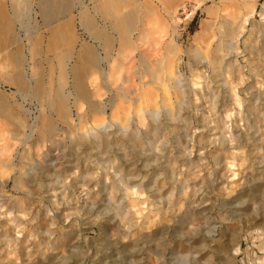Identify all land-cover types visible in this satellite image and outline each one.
<instances>
[{"label":"rangeland","instance_id":"rangeland-1","mask_svg":"<svg viewBox=\"0 0 264 264\" xmlns=\"http://www.w3.org/2000/svg\"><path fill=\"white\" fill-rule=\"evenodd\" d=\"M34 1L0 0V264H264V0H82L111 51L139 38L167 68L103 96L95 69L72 87L78 13L63 60Z\"/></svg>","mask_w":264,"mask_h":264},{"label":"bare ground","instance_id":"bare-ground-1","mask_svg":"<svg viewBox=\"0 0 264 264\" xmlns=\"http://www.w3.org/2000/svg\"><path fill=\"white\" fill-rule=\"evenodd\" d=\"M46 1L47 0H44L42 5L47 6L48 2H46ZM114 3H115V1H114ZM127 4H128V7H130L131 12L128 13V15L126 17H122L121 23H119V24L123 25V23H124L126 25L127 29L130 32H132L135 30L136 25L138 24V22L140 20L139 19V11H138L139 5H136L135 1H128ZM241 4L245 5V4H248V2H247V0H241ZM67 28H68V30H67L68 38L66 40L63 37L55 36V37L50 38V40H48L46 42V47H47L48 51L51 53H53L57 50H60L62 47L67 46V48L69 50L66 51V53H63L61 55V58L63 60L70 58V56L72 55L70 46L73 44V41H76L72 37L73 36L72 30L69 27H67ZM229 32H227V33L231 34ZM88 33L90 36V42L93 43V46H90V44H88L86 42L78 41V43L80 42V44H79L80 50H79V53L77 54L78 63H76L74 66H72L71 71H70V77H72V87L75 91H77V95H81V92L84 89L83 88L84 81L86 78H88L90 76L89 73L93 69H95L99 74H102L101 81H102V86L103 85L104 86L101 88L105 89V92L103 94H101L102 96L105 95L106 93L110 92V90H111L110 87L112 85L121 84V86H123L125 84V82H127L123 78V73L129 74V72L133 68L134 61H136V63H137L136 66L138 68H137L136 73L139 74L138 76L140 78H143V75H149L150 83L158 84L161 87H163L162 75L164 73H166V71H167V68L165 67L164 61H151V58H148L145 54L138 55L137 59L133 58L134 54L141 47L139 45V42H140L139 38H134V40L129 41L130 42L129 43V47H130L129 52H127L126 49H124V47L126 45H124L123 43H120L118 50L117 51L115 50V52H114L113 47H112V51H111V45H113V40L109 39V37H107L104 34L105 31L103 29H94L93 32L89 31ZM38 43L41 44V43H45V42H38ZM33 47H34V45H33ZM23 50H24L23 44L20 47L18 46V48H17V53H18L17 62L19 65V69H22V67H24L25 63H26V59L24 57V54H23L24 51ZM169 54H170V52H169ZM115 56H118V59L121 61V63L116 59ZM103 64H105L107 67L105 68V66ZM124 64H126V65H124ZM26 72H24V73L19 72L17 75V79H16L17 84L19 85V87H21L22 90L25 89V85H26V80H27V79L25 80V73ZM142 73H144V74H142ZM27 82H30V81L27 80ZM29 89H30V87H29ZM32 89H33L35 94H40L42 92V89H40L38 85H34ZM164 94H166V92H164ZM96 96L98 98H100V95L98 93ZM135 96H136V99L138 101V99L140 98V95H135ZM56 97H57V100L59 102L54 104L53 106L57 107L59 110H65L66 108L64 105L63 97L61 95L56 96ZM114 100L108 101L109 106L112 104V106L110 108L111 109V115H110L111 118L113 116H116V112H113V109H115V108H113V107H115V103H113ZM124 100H126V99H124ZM129 101L133 102L134 101L133 97H131L129 99ZM120 105L121 104H118V106H120ZM120 109H122V108L120 107ZM0 113L2 116H7V115L11 116L12 115L10 111L8 112V110L3 107V104L1 102H0ZM91 113L97 117H99V116L105 117L106 112H105V110H103L102 100H99V102L96 104V106H94V108H92ZM118 114H119V112H118ZM29 137H30V135H29ZM24 144H25V142H24Z\"/></svg>","mask_w":264,"mask_h":264},{"label":"crops","instance_id":"crops-1","mask_svg":"<svg viewBox=\"0 0 264 264\" xmlns=\"http://www.w3.org/2000/svg\"><path fill=\"white\" fill-rule=\"evenodd\" d=\"M43 1L44 0L34 1L35 8L33 10L35 12V9H37L36 14L40 16L43 22V28L50 31L49 34L46 32L47 36H64V33L61 31V29L63 28V26H66L67 28L73 25L74 20L71 16L74 11L78 13L76 20L78 22L79 28L82 29L83 35L86 38L88 37L89 31L93 32L94 29H99L98 25L92 19V14H90L88 10H86V8L83 6L82 0H47L46 2H48L49 6L42 5ZM91 1L92 0H90V2ZM16 6L17 11H19V5ZM27 6L28 5H26V7ZM29 7L30 6L27 7V11L29 10ZM13 11L15 10L13 9ZM1 18L2 20H6L7 22L11 20L8 16L5 15H3ZM11 18L12 21L16 22L20 19V16L19 14L14 15L12 13ZM51 29H53L52 32Z\"/></svg>","mask_w":264,"mask_h":264}]
</instances>
